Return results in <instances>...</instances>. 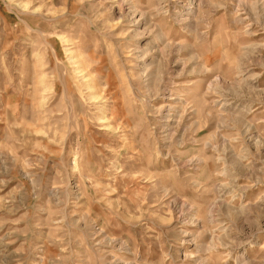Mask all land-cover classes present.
<instances>
[{
    "label": "rangeland",
    "instance_id": "1",
    "mask_svg": "<svg viewBox=\"0 0 264 264\" xmlns=\"http://www.w3.org/2000/svg\"><path fill=\"white\" fill-rule=\"evenodd\" d=\"M259 2L0 0V264H264Z\"/></svg>",
    "mask_w": 264,
    "mask_h": 264
},
{
    "label": "bare ground",
    "instance_id": "2",
    "mask_svg": "<svg viewBox=\"0 0 264 264\" xmlns=\"http://www.w3.org/2000/svg\"><path fill=\"white\" fill-rule=\"evenodd\" d=\"M258 5H259V9H260L259 11L261 12L262 26H263V29H264V4H263V2H259ZM130 12H131V10H130Z\"/></svg>",
    "mask_w": 264,
    "mask_h": 264
}]
</instances>
